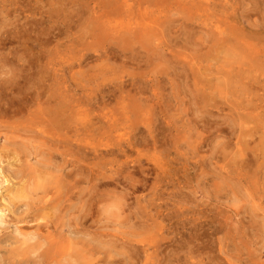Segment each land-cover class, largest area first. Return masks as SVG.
Listing matches in <instances>:
<instances>
[{
    "label": "rangeland",
    "instance_id": "374dc122",
    "mask_svg": "<svg viewBox=\"0 0 264 264\" xmlns=\"http://www.w3.org/2000/svg\"><path fill=\"white\" fill-rule=\"evenodd\" d=\"M129 19L147 27L122 41ZM263 54L264 0H0V264L57 184L61 249L139 264L148 238L154 264H264ZM21 181L33 208L8 201Z\"/></svg>",
    "mask_w": 264,
    "mask_h": 264
},
{
    "label": "bare ground",
    "instance_id": "6f19581e",
    "mask_svg": "<svg viewBox=\"0 0 264 264\" xmlns=\"http://www.w3.org/2000/svg\"><path fill=\"white\" fill-rule=\"evenodd\" d=\"M195 1V0H194ZM201 3H203V2H201ZM188 4V3H187ZM201 7V6H200ZM202 9H204V8H202ZM204 14V13H203ZM250 19V18H249ZM250 21V20H249ZM251 22V21H250ZM263 23V22H262ZM224 24H226V23H224ZM136 25H141V27H142V29L143 30H145L146 29V27L147 26H145L144 24L142 25V21L140 22V21H138V22H135V23H133L130 19L128 20V22H126V23H122V24H119L118 26H115V28L114 27H111L112 28V30H114V34H116V35H118L119 37V39L121 40L122 39V41H123V39H124V36H123V33H126L127 34V32H131V30H136V29H138V26H136ZM132 26H136V27H134V28H132ZM223 30V29H222ZM224 30H225V27H224ZM225 31H227V30H225ZM113 32V31H112ZM138 32V31H137ZM129 34V33H128ZM128 36V35H127ZM143 36V35H142ZM107 37V36H106ZM118 38H117V40H118ZM126 38V37H125ZM128 38V37H127ZM130 38V37H129ZM116 39V38H115ZM119 40V41H120ZM128 40V39H127ZM130 40V39H129ZM125 41V40H124ZM129 42V41H128ZM114 43V42H113ZM117 43V42H116ZM128 44H130V43H128ZM146 44V43H145ZM246 44V43H245ZM244 44V45H245ZM115 45V44H114ZM120 45V44H119ZM111 46V45H110ZM251 46V45H250ZM115 47H116V45H115ZM245 47H246V45H245ZM110 48V47H109ZM108 48V49H109ZM126 48V47H125ZM129 48V47H128ZM131 48H133V47H131ZM239 48V47H238ZM238 48H235V50L237 51L238 50ZM239 49H241V46H240V48ZM243 49V48H242ZM242 49L241 50H238L239 52L240 51H242ZM118 50V49H117ZM116 50V51H117ZM120 50V49H119ZM134 51V50H133ZM236 51H235V53H236ZM237 51V54H239V52ZM247 51V50H246ZM110 52V51H109ZM115 52V51H114ZM118 52V51H117ZM123 52V51H122ZM156 52V51H155ZM230 52V51H229ZM245 52V51H244ZM243 51H242V53H244ZM129 53V52H128ZM138 53V52H137ZM263 53V52H262ZM110 54H111V52H110ZM159 54V53H158ZM227 54V53H226ZM230 55H231V53H229ZM120 55H122L121 53H120ZM160 55V54H159ZM240 55V54H239ZM243 55V54H242ZM245 55V54H244ZM243 55V56H244ZM264 55V54H263ZM102 56H104L103 54H102ZM101 56V57H102ZM225 56V55H224ZM227 56V55H226ZM233 56V55H232ZM237 56V55H236ZM246 56V55H245ZM256 56V55H255ZM125 57V56H124ZM157 57H159V56H157ZM229 56H227V57H225L226 59L228 58ZM234 57H235V54H234ZM250 57V56H249ZM233 58V57H232ZM236 58V57H235ZM234 58V59H235ZM111 59V58H110ZM116 59V58H115ZM258 59V58H257ZM236 60V59H235ZM234 60V61H235ZM239 60H245L244 62H246V60L247 59H245V58H243V57H241ZM226 61V60H225ZM229 61H231V62H233L234 63V61H232L231 59L229 60ZM237 61V60H236ZM235 61V62H236ZM241 61V62H242ZM250 61H251V59H250ZM237 65V64H236ZM138 66V65H137ZM224 66H226V64L224 65ZM248 69V68H247ZM223 73V72H222ZM229 74V73H228ZM232 74V73H231ZM220 75V74H219ZM225 75V74H224ZM238 75V74H237ZM244 75V74H243ZM225 77V76H224ZM233 77V76H232ZM226 78V77H225ZM222 79V78H221ZM237 79V78H236ZM234 81H235V79H233ZM224 82V81H223ZM233 82V81H232ZM235 82H237V81H235ZM227 83V82H226ZM245 83V82H244ZM222 84V83H221ZM236 84V83H235ZM239 84V83H238ZM245 85V84H244ZM64 106V105H63ZM60 108H61V106H59ZM59 107H58V110H60L59 109ZM66 109V108H65ZM65 109H63L64 110V112L63 113H65ZM55 110H57V109H55ZM70 110V109H69ZM54 112V111H53ZM56 112H58V111H56ZM73 112V111H72ZM62 113V112H61ZM60 114V113H59ZM250 133V132H249ZM253 133V132H252ZM252 135V134H251ZM77 146V145H76ZM81 146V145H80ZM79 146V147H80ZM78 147V146H77ZM80 149H82V148H80ZM243 151V150H242ZM53 168V167H52ZM60 169H61V167H59ZM19 170V169H18ZM81 170L82 169H80V173H81ZM23 171V170H22ZM65 171V170H64ZM74 171V170H73ZM20 172V171H19ZM62 172V171H61ZM83 172V171H82ZM91 172H92V170H91ZM14 173H16L15 171H14ZM56 173V172H55ZM80 173H79V176H80ZM46 174H47V172H46ZM49 174V173H48ZM63 174V173H62ZM66 174V173H65ZM74 174V173H73ZM98 174V173H97ZM19 175V174H18ZM43 175V174H42ZM57 175V174H56ZM96 175V174H95ZM102 175V174H101ZM25 176V175H24ZM47 176V175H46ZM65 176V175H64ZM63 176V177H64ZM67 176V175H66ZM69 176H71V175H69ZM74 176V175H73ZM18 177V176H17ZM54 177V176H53ZM59 177H60V175H59ZM28 178V177H27ZM55 178V177H54ZM71 178V177H70ZM70 178H68V179H70ZM74 179H75V177H73ZM96 178V177H95ZM6 179V178H5ZM25 179V178H24ZM23 179V180H24ZM52 179V178H51ZM59 179V178H58ZM73 179V180H74ZM78 179H80V178H78ZM22 180V181H23ZM26 180V179H25ZM41 180V179H40ZM65 180V179H64ZM71 180H72V178H71ZM76 180V179H75ZM74 180V181H75ZM6 181H9V179L8 180H6ZM22 181L21 182H18L19 184L20 183H22ZM30 181V180H29ZM42 181V180H41ZM44 181H45V179H44ZM57 181V180H56ZM70 181V180H69ZM1 182V181H0ZM25 182V181H24ZM47 182V181H46ZM73 182V181H72ZM26 183V182H25ZM21 184L20 185V187L18 188H16V190L15 191H13V188L12 189H10V188H8V190L7 189H5L6 191H8V194H9V203L10 204H12L13 206H15L16 204L15 203H17L16 201H18V200H25V199H27V200H29V203H27L26 205L29 207V208H33V203H31L33 200L31 199L32 198V196L35 194V191H34V189H30V187H28L29 185L28 184ZM30 183V182H29ZM79 181H77L76 183H74V185H73V189H79L78 187H79ZM19 184H16V185H18L19 186ZM9 185V184H8ZM64 185V184H63ZM67 185V184H66ZM32 187V186H31ZM39 187V186H38ZM54 187H55V190L54 191H50V192H46L45 194H46V197L45 196H41L42 197V201L43 202H45V204H47V205H44L43 206V208H41L38 212H40L41 214H38V215H34L33 217H32V215H31V218H30V216H28L29 218H30V220H32V221H34V222H36V225L35 226H33L34 225V222H31L32 224V226L33 227H31V225H29L30 226V228L29 229H25V230H23L24 228H25V226H27V225H25L24 226V228L23 229H21L20 227H18L17 228V233H18V236L17 237H13V238H16L15 240H13V242H14V244H15V242H17L18 244H19V247H17V249L14 251V253H15V256L14 257H19L18 258V260H17V262L16 263H9V264H100L101 263V261H104V260H101V258L100 259H98V257H96L97 256V253H99V251H101V248H99V249H97L96 247H94V248H92L91 247V249H81V250H76V251H73L72 249L71 250H69V249H65V248H59V246L61 247L62 245L61 244H59V242H58V231L60 232L63 228V224H64V222H63V224H59V220H62V218L63 217H65V214H66V212H68V211H71L70 209H68V208H70V206L68 207H66V205H69L68 203H70L71 201H69V198L67 197V193L68 192H66V191H64V190H62L63 188L65 189H67V187L66 186H64V187H62L61 186V184H57L56 186L54 185ZM57 187V188H56ZM14 188V189H15ZM95 191H96V189H94ZM34 191V192H33ZM52 193V195L51 196H49L50 194ZM74 194V193H73ZM84 194V193H83ZM95 194V193H94ZM93 194V195H94ZM12 195V196H11ZM37 195V193L35 194V196ZM75 195V194H74ZM77 195L80 197V196H82V190L81 189H79L78 190V192H77ZM69 196V195H68ZM73 196V195H72ZM71 196V197H72ZM74 197V196H73ZM94 197V196H93ZM98 197V196H97ZM8 198V197H7ZM6 198V199H7ZM68 198V199H67ZM75 198V197H74ZM81 198V197H80ZM89 198V197H88ZM91 198V197H90ZM89 198V199H90ZM85 199V198H84ZM45 200V201H44ZM73 200V199H72ZM80 200V199H79ZM88 200V199H87ZM82 201V200H81ZM80 201V202H81ZM5 202V201H4ZM40 202V201H39ZM73 203H74V201H72ZM72 202H71V204H72ZM76 202V201H75ZM88 202V201H87ZM93 202V201H92ZM20 202H18V204H19ZM22 203V202H21ZM41 203V202H40ZM67 203V204H66ZM84 203V202H83ZM9 204V205H10ZM78 204H80L79 202H78ZM85 204V203H84ZM88 204V203H87ZM97 204H98V202H97ZM97 204H95V206L97 205ZM5 205H7V204H5ZM73 205V204H72ZM76 205V204H75ZM81 205V204H80ZM79 205V206H80ZM83 205V204H82ZM4 206V205H3ZM41 206V205H40ZM39 206V207H40ZM90 206V205H89ZM88 206V207H89ZM94 206V205H93ZM75 207H77V206H75ZM71 208H72V206H71ZM74 208V207H73ZM79 208V207H78ZM35 209V208H34ZM95 209V208H94ZM7 210H10V207L9 208H6V207H0V226L2 225V224H6V225H8V224H11V223H13V219H9L8 220V215L6 214V212H7ZM36 210V209H35ZM48 210V211H47ZM75 210H76V208H75ZM87 210V209H86ZM85 210V211H86ZM92 210V209H91ZM91 210H89V211H91ZM11 211V210H10ZM34 211V210H33ZM32 211V212H33ZM43 211H47V212H43ZM74 210H72L71 211V213L73 212ZM78 213H79V211H77ZM93 212H94V210H93ZM14 213V212H13ZM12 213V214H13ZM90 213V212H89ZM92 213V212H91ZM28 214V213H27ZM74 214V213H73ZM67 215V214H66ZM75 215V214H74ZM90 216V215H89ZM23 217V216H22ZM26 217V216H25ZM25 217H24V220H25ZM69 217H71V215L69 216ZM83 217V216H82ZM81 217V218H82ZM86 215L84 216V218L86 219ZM21 218V217H20ZM28 218V219H29ZM79 218V217H78ZM96 218V217H95ZM19 219V218H18ZM22 219V218H21ZM88 219V218H87ZM23 220V219H22ZM22 220H20V221H22ZM27 220V219H26ZM93 220V219H92ZM95 220V219H94ZM93 220V221H94ZM16 221V220H15ZM19 221V220H18ZM90 221V220H89ZM92 221V222H93ZM24 222V221H23ZM61 222V221H60ZM67 222V221H66ZM80 222V221H79ZM91 222V221H90ZM19 223H21V222H19ZM85 223V222H84ZM18 224V223H17ZM66 224H68V223H66ZM80 223H78V225H79ZM87 224V223H86ZM16 225V224H15ZM14 225V226H15ZM77 225V224H76ZM80 225H83V224H80ZM89 225V224H88ZM17 226H20V224L19 225H17ZM83 226H85V225H83ZM82 226V227H83ZM93 227V226H92ZM133 227V226H132ZM83 228H87V227H83ZM89 229V228H88ZM93 229V228H92ZM84 230V229H83ZM86 231V230H85ZM1 232V231H0ZM80 233H81V231H79ZM77 233H78V231H77ZM86 234V232H83V234ZM90 233L91 232H89L88 234L90 235ZM84 234V235H85ZM91 235H93V234H91ZM90 235V236H91ZM96 235V234H95ZM102 235V234H101ZM137 235V234H136ZM1 236V235H0ZM94 236V235H93ZM138 236V235H137ZM136 236V237H137ZM87 237V236H86ZM85 237V238H86ZM97 237H101V236H97ZM157 237V236H156ZM92 238V237H91ZM102 238V237H101ZM100 238V239H101ZM135 238V237H134ZM150 238H152V237H150ZM95 239V238H94ZM82 240V238L80 239V241ZM96 240V239H95ZM109 240V239H108ZM107 240V241H108ZM3 241V240H2ZM86 241V239H84V242ZM106 241V242H107ZM103 242V241H102ZM129 242H132V244L130 245V248H128L130 251H132V252H134V251H136V252H139V251H141L142 252V254H143V259H142V261H140L139 262V264H154V263H156V262H154V263H152V256H153V254L152 253H150L151 251H153V253L154 252H157L160 248L159 247H161L160 246V244H158V243H155V242H151V240H149L148 238L147 239H143V238H141V239H139V238H136L134 241H129ZM93 243V242H92ZM112 243H113V241H112ZM115 243V242H114ZM86 244V243H85ZM88 244H89V242H88ZM10 245V244H9ZM77 245V244H76ZM81 245H83V244H81ZM87 245V244H86ZM86 245H84V246H86ZM94 245V244H93ZM107 245V244H106ZM115 245H117V244H115ZM120 245H121V242H120ZM119 245V246H120ZM72 246V245H71ZM89 246H90V244H89ZM128 246H129V243H128ZM78 247H80V246H78ZM87 247V246H86ZM2 248V247H1ZM90 248V247H89ZM116 248V247H115ZM119 248H121V246L119 247ZM6 249H7V247H6ZM113 249V248H112ZM125 249H126V246H125ZM124 249V250H125ZM11 251H12V248L10 249ZM97 250H99V251H97ZM106 252L108 251V250H105ZM8 252V253H7ZM6 253L7 254H5V255H8L9 254V250L7 251ZM109 252V251H108ZM124 252H127V251H124ZM13 253V254H14ZM102 253H103V251H102ZM160 253V252H159ZM34 255V256H31V255ZM108 254V253H107ZM123 254V253H122ZM158 254V253H157ZM4 255V254H3ZM4 255V257H6ZM26 255H28V258L27 259H24V260H19L20 259V256L23 258L24 256L25 257H27ZM8 256H12V255H8ZM8 256H7V258H8ZM101 256V255H100ZM154 256H155V254H154ZM159 256H160V254H159ZM2 257V256H1ZM3 257V258H4ZM33 257H35V259L33 258ZM104 257V256H103ZM134 257V256H133ZM132 257V258H133ZM9 259V258H8ZM15 259V258H14ZM98 259V260H97ZM2 260V259H1ZM10 260V259H9ZM9 260H8V262H9ZM12 260V259H11ZM133 260V259H132ZM157 260V259H156ZM161 260V259H160ZM12 261H14V260H12ZM7 262V263H8ZM106 262V261H105ZM109 263H112L113 264V261H108ZM3 263V262H2ZM5 263V262H4ZM158 263H161V262H158ZM166 263V262H165ZM164 263V264H165ZM134 264V263H133ZM162 264H163V262H162Z\"/></svg>",
    "mask_w": 264,
    "mask_h": 264
}]
</instances>
